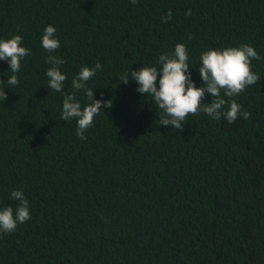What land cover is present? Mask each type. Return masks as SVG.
Masks as SVG:
<instances>
[{"label": "trees", "instance_id": "trees-1", "mask_svg": "<svg viewBox=\"0 0 264 264\" xmlns=\"http://www.w3.org/2000/svg\"><path fill=\"white\" fill-rule=\"evenodd\" d=\"M48 25L60 42L51 55L65 61L62 92L45 75ZM14 35L30 54L18 86L0 61V209H15L10 193L21 190L31 219L0 233V264H264V0H0V39ZM177 43L198 88L204 51L255 48L261 82L233 97L249 119L200 113L183 131L161 126L153 98L118 82L159 67ZM97 61L87 87L112 107L80 140L76 120L60 119L62 101Z\"/></svg>", "mask_w": 264, "mask_h": 264}, {"label": "clouds", "instance_id": "clouds-1", "mask_svg": "<svg viewBox=\"0 0 264 264\" xmlns=\"http://www.w3.org/2000/svg\"><path fill=\"white\" fill-rule=\"evenodd\" d=\"M129 2L133 6L137 4V0H129ZM171 16L169 10L162 22H167ZM192 38L191 35L188 36L189 40ZM21 45L20 35H14L10 39H0V61L7 62L12 73L6 81L8 85H19L16 73L20 71L21 61L30 54L29 49ZM41 45L49 53L45 61L50 65L45 73L48 78V88L62 92L67 76L62 74L59 66L65 61L51 55L60 47L56 29L52 25L44 28ZM199 59L198 71L203 81V86L199 88L191 79L188 49L182 43H177L174 51L159 55L157 62L159 67L142 66L136 71H126L118 77V82L127 85L131 79L138 85L136 91L139 94L153 98L160 112L161 126H172L183 131L188 116L200 113L215 120L223 118L230 124L241 116L245 120L249 119L251 113L242 110V106L233 97L238 96L249 86L261 82L260 76L251 67L253 60L262 59L255 48L250 43H246L239 47L208 49ZM102 67L99 61L93 67L82 66L71 81L73 92L66 93L63 97L60 119L76 120V136L80 140L86 139L85 132L92 127L94 118L101 113V108L112 107L111 100L104 101L103 97L100 100L95 99L93 89L87 87V81L102 70ZM158 77L159 87H157ZM4 89H0V100L6 101L8 97ZM81 91L88 101L83 106L76 96V93ZM206 94L211 95V103H202ZM10 195L13 200L18 201V204L15 209L12 206L0 209V233L14 232L19 224L31 219L29 201L23 191L12 190Z\"/></svg>", "mask_w": 264, "mask_h": 264}]
</instances>
